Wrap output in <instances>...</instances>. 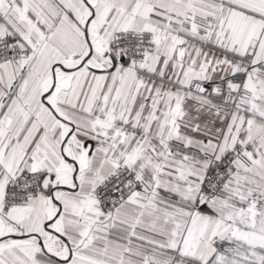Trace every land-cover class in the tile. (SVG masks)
Listing matches in <instances>:
<instances>
[{"label":"snow or ice","instance_id":"obj_1","mask_svg":"<svg viewBox=\"0 0 264 264\" xmlns=\"http://www.w3.org/2000/svg\"><path fill=\"white\" fill-rule=\"evenodd\" d=\"M0 264H264V0H0Z\"/></svg>","mask_w":264,"mask_h":264}]
</instances>
